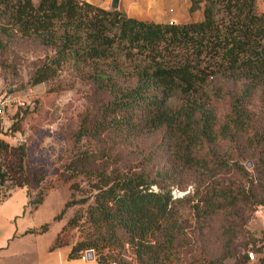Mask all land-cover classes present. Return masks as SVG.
Segmentation results:
<instances>
[{
	"label": "trees",
	"instance_id": "16d2710c",
	"mask_svg": "<svg viewBox=\"0 0 264 264\" xmlns=\"http://www.w3.org/2000/svg\"><path fill=\"white\" fill-rule=\"evenodd\" d=\"M198 1L190 0L188 11L198 7ZM0 33L32 35L54 47L51 58L33 71L32 83L47 79L70 59L90 63L112 56L117 48L128 57L137 54L139 61L128 74L116 64L110 70L95 68L88 73L111 94L90 133L111 129L125 141L162 128L174 157V165L152 173L130 167L97 171L91 200L66 199L54 215L57 218L72 202L86 203L83 212H74L60 226L48 248L67 244L60 233L66 226H78L81 235L69 245L65 258L82 256L92 248L100 264H223L229 250L211 255L203 245L195 249L198 255L184 261L181 247L189 239L180 236V226L172 217L174 203L181 198L175 189L181 187L182 171L200 169L210 176L227 165L214 152H200L205 142L250 131L249 142L264 151V134L253 133L246 107L253 88L264 92V8L257 11L255 0H202L198 18L157 22L87 0H0ZM214 74L240 80L242 85L240 93L229 94L232 100L218 125L211 109L192 96ZM173 96L184 103L174 105ZM88 131L83 128L79 134ZM24 154L21 143L0 137V188L8 181L17 186L29 182ZM200 186L193 188L190 204L199 226L241 195L229 185ZM46 228L44 222L38 231ZM230 241L226 236L225 249ZM246 251L234 264L245 263Z\"/></svg>",
	"mask_w": 264,
	"mask_h": 264
},
{
	"label": "rangeland",
	"instance_id": "374dc122",
	"mask_svg": "<svg viewBox=\"0 0 264 264\" xmlns=\"http://www.w3.org/2000/svg\"><path fill=\"white\" fill-rule=\"evenodd\" d=\"M89 2L103 7L101 3ZM196 5L189 11L188 19L200 17L202 0ZM255 8L263 9L264 0H255ZM0 42H3L0 91L7 90L14 96L0 115V137L11 144L23 145V165L30 177L27 184L17 186L8 181L0 188V211L5 216L7 230L14 231L0 264H36L38 254L51 244L60 226L74 212H83L86 203L72 202L57 218L54 215L60 212L66 199L89 196L92 182H97V171L130 167L152 173L175 163L162 128L139 133L125 141L111 129L90 133L111 94L88 73L95 68L110 70L116 64L120 72L128 74L139 61L137 54L128 57L122 48H117L112 56L90 63L70 59L47 79L32 83L33 71L51 58L54 47L32 35L17 33H0ZM241 86L240 80L214 74L192 96L203 108L211 109L218 125L232 100L229 94L240 93ZM263 96L261 87L253 88L247 96V112L256 135L264 134ZM170 101L174 105L184 103L178 96ZM83 128L89 131L79 134ZM250 134V131L238 132L234 138L203 144L202 154L214 152L227 162L212 175L200 169L180 172L181 187L175 189V195L181 198L174 203L172 217L180 226V236L189 239L181 247L184 261L198 255L195 250L198 245H203L211 255L229 250L223 264H234L247 249L260 246L259 251L253 250L254 258H248L244 264H264V151L249 142ZM70 168H74L73 174H68ZM202 184L229 185L241 195L231 206L215 212L206 225L199 226L190 204L193 188ZM90 200L88 197L87 201ZM44 222L47 228L39 232ZM60 234L67 244L53 248L68 249L80 237L81 229L66 226ZM226 236L231 237L228 249L223 245ZM82 256L96 260L92 248L85 249Z\"/></svg>",
	"mask_w": 264,
	"mask_h": 264
},
{
	"label": "crops",
	"instance_id": "0c3cea01",
	"mask_svg": "<svg viewBox=\"0 0 264 264\" xmlns=\"http://www.w3.org/2000/svg\"><path fill=\"white\" fill-rule=\"evenodd\" d=\"M87 1L101 3L103 7H108L110 2V0ZM189 5L190 0H118L117 9L124 12L127 16L139 19L157 22L167 20L181 22L188 19ZM11 231L12 228L7 230L5 216L0 211V258L6 254L5 248L14 236V231ZM49 245L50 243L45 245L43 250L38 254L36 264H99L93 257L79 256L65 258V253L68 249H49Z\"/></svg>",
	"mask_w": 264,
	"mask_h": 264
},
{
	"label": "built area",
	"instance_id": "2783aa9c",
	"mask_svg": "<svg viewBox=\"0 0 264 264\" xmlns=\"http://www.w3.org/2000/svg\"><path fill=\"white\" fill-rule=\"evenodd\" d=\"M14 99V96L7 90L0 91V115L3 113L4 108L9 105V103ZM247 257L249 259L254 258V251L252 249H248L246 251Z\"/></svg>",
	"mask_w": 264,
	"mask_h": 264
},
{
	"label": "water",
	"instance_id": "95a60500",
	"mask_svg": "<svg viewBox=\"0 0 264 264\" xmlns=\"http://www.w3.org/2000/svg\"><path fill=\"white\" fill-rule=\"evenodd\" d=\"M118 0H110L109 6L112 8L117 7Z\"/></svg>",
	"mask_w": 264,
	"mask_h": 264
}]
</instances>
